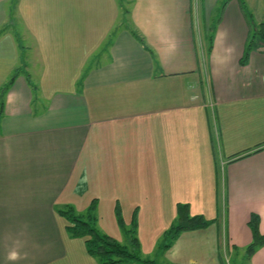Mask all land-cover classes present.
I'll use <instances>...</instances> for the list:
<instances>
[{"label":"crops","instance_id":"obj_1","mask_svg":"<svg viewBox=\"0 0 264 264\" xmlns=\"http://www.w3.org/2000/svg\"><path fill=\"white\" fill-rule=\"evenodd\" d=\"M127 3L121 18L116 0H0V29L22 23L36 77L16 75L4 95L0 264H98L84 239L68 236L58 210L83 201V212L99 195L139 201L174 193L158 169L206 165L211 115L225 212L206 229L181 233L164 264L242 262L233 254L251 243L250 214L264 234V150L233 160L264 146V48L243 61L250 27L242 9L258 24L264 0ZM2 35L0 89L18 62L12 32ZM246 264H264V247Z\"/></svg>","mask_w":264,"mask_h":264},{"label":"rangeland","instance_id":"obj_2","mask_svg":"<svg viewBox=\"0 0 264 264\" xmlns=\"http://www.w3.org/2000/svg\"><path fill=\"white\" fill-rule=\"evenodd\" d=\"M116 2L119 4L121 18L124 10L127 11L125 15L128 17L129 5L127 0H122L123 5H120V0H116ZM8 7L9 6L7 5V11ZM214 15H216V12ZM121 18L118 20L116 29L119 28L120 24L123 22H121ZM6 24L3 28L6 32H12V36L15 38V45L18 47V49L16 47L18 60L17 68L15 67L14 70L23 71V64H28V68L31 64L32 53L25 48L30 44V41H28V37L24 38L23 36H20L25 33V29L21 22L12 19V26L6 27ZM2 34L0 37L4 36ZM204 44V48L207 47V49L205 50L203 48V54L208 59V42H205ZM200 58L203 65L204 57L201 55ZM14 70L10 73L9 78L4 83L3 87L13 79L16 72ZM23 72H25V70ZM25 73L31 76V79L36 83V77L33 73L32 66L30 67V70L27 69ZM18 74L20 75L17 79H24L25 82H28L26 74L22 72ZM205 86L207 89L210 86L209 74L207 72ZM209 122L211 127H208V121L206 120V130L204 133L208 153V159L207 162H205V166H202V162L200 161H194V167L186 169H158L157 177L159 179H167V185L171 188H175L174 193L165 190L164 192L158 193L159 199H137L139 201H135V198L129 199L130 196L128 199L108 200L106 198L103 199L99 195L97 198L87 200L83 212L78 211L80 210L83 201H73L71 205L67 207H71L76 214L85 218V214L89 212V209L92 206H94L96 229L98 226L96 225V222L102 223L107 230L117 236V242L122 246H126L128 251L139 255L143 260H150L157 262V264H164L165 261L163 255L165 254V251L161 250L162 246L166 243L164 240V233L176 223V210L178 205H188L190 216L202 215L210 224L217 220L222 212H225L223 205L225 194V167L220 162V158L222 159V152L220 151L221 141L219 134L216 132L212 115ZM243 153H238L236 156ZM170 171V175L167 176ZM179 177H183V180ZM187 180H192L194 183L191 184L190 182H185ZM183 181L184 184L182 183ZM176 188L178 191H176ZM112 208L114 209L113 213L110 212ZM167 224L169 225L167 226ZM132 240H136V245H133ZM223 261L224 264H234L233 258H223Z\"/></svg>","mask_w":264,"mask_h":264},{"label":"trees","instance_id":"obj_3","mask_svg":"<svg viewBox=\"0 0 264 264\" xmlns=\"http://www.w3.org/2000/svg\"><path fill=\"white\" fill-rule=\"evenodd\" d=\"M120 1V5H123L122 0ZM242 9L250 27L248 39L244 49V61L248 58L252 51L259 47L264 48V20L256 24L252 19L251 13L246 9V7L243 6ZM126 12L127 11L124 10L123 14L125 15ZM4 31V28L0 29V35ZM131 32L136 37V39H138L140 43L143 44L142 38L132 30ZM207 41L209 48L211 42L210 37L207 38ZM150 53L152 54V52ZM20 72L26 74L27 81L30 83L29 75L22 70H17L14 77H16V75ZM11 82L12 80L8 82L6 86L0 89V116L2 115L4 109V95L9 89ZM261 150H264V146L255 149L251 153L246 152L244 154H240L234 157L233 160H239L240 158L248 156L249 154H255ZM188 209V205L177 206L176 223L164 233V240L166 243L162 246V251H166L171 248L181 233L206 229L210 225L209 221L202 215L190 216ZM94 210L95 207L92 206L89 209V212L85 214V218L79 214H76L71 207L58 210V214L67 222L66 232L68 236L72 239H84V245L87 254L94 258L98 264H157L155 261L141 259L139 255L128 251L126 246H122L113 238L101 234L95 228L96 218ZM259 222L260 217L258 215L250 214L247 226L251 232L252 240L251 243L242 250V252L240 250L234 249L233 255L235 259L240 258L242 261L236 263L233 262L234 264H246V262H248L258 250L264 247V234L259 232ZM132 242L133 245H136V240H132ZM222 264H224L223 259Z\"/></svg>","mask_w":264,"mask_h":264}]
</instances>
